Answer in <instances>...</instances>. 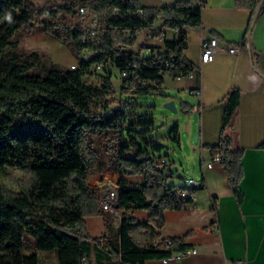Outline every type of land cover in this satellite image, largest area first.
Returning <instances> with one entry per match:
<instances>
[{
    "label": "trees",
    "instance_id": "1",
    "mask_svg": "<svg viewBox=\"0 0 264 264\" xmlns=\"http://www.w3.org/2000/svg\"><path fill=\"white\" fill-rule=\"evenodd\" d=\"M248 4L258 8V0ZM80 7L104 21V30L94 36L75 19ZM158 19L160 28L173 34H163L161 46L141 44L134 50L138 31ZM201 22L202 4L189 0L162 6L140 0H0V172L9 175V168H16L24 174L16 180L18 190L0 185V264H39L36 251H24L27 245L55 250L58 264H93L92 249L96 264H145L189 247L182 238H172L169 246L164 241L154 244L165 211L186 207L190 198L180 196L185 184L167 182L174 172H165V144L154 134V120L140 119L145 114L138 113L132 99L160 92L167 76L186 77L197 68L185 54L186 28ZM37 27L70 49L79 59L74 68L19 49L15 34ZM123 71L134 77H124ZM92 77L98 82L90 83ZM145 79L158 83L142 85ZM117 86L114 103L110 96ZM227 99L220 140L210 147L212 155H221L232 191L242 201L243 148L231 131L240 91L232 89ZM169 137L179 142L177 122ZM108 164L120 174L119 234L97 238L89 233L85 217L104 215L110 230L112 212L101 207L90 177ZM133 176L143 181L132 184ZM136 208L148 212V223L136 220Z\"/></svg>",
    "mask_w": 264,
    "mask_h": 264
},
{
    "label": "crops",
    "instance_id": "2",
    "mask_svg": "<svg viewBox=\"0 0 264 264\" xmlns=\"http://www.w3.org/2000/svg\"><path fill=\"white\" fill-rule=\"evenodd\" d=\"M32 1L44 4L62 0ZM140 1L146 5L162 6L172 5L177 0ZM189 1L202 4V22L199 26L186 28L185 54L196 66L201 65V70L193 77H167L161 91L166 86L174 90V94H179L173 99L176 104L179 100L183 107L191 110L189 120L192 125L197 122L196 117L199 115L196 137L195 127L187 122L189 147L195 154L200 153L199 171L194 167L189 176L203 181V185L197 192L196 207L165 211L166 221L159 232L161 239L182 238L189 247H196L198 253L168 260L153 258L145 264H264V147L260 146L264 142V0H258V12V8L253 10L249 6V0ZM160 25L162 20L158 19L153 26L144 28L150 31L147 34L149 41L138 43L137 38V46H161L163 34L171 36L173 32L160 28ZM212 37L218 39L221 48L212 61L201 63L202 40ZM24 39L31 43L32 51L40 53L36 44L51 40L41 28L28 32ZM242 41H245V46L237 53L226 50V46ZM133 49L137 51L139 47ZM167 79L171 81L170 84H166ZM195 87H201V97L190 92ZM232 89L240 91L239 108L233 118L231 131L235 132L237 145L243 148V174L240 180L244 193L242 201L233 193L221 162L213 167L206 166L212 157L210 144L220 140L227 95ZM187 94L193 103L181 100V96ZM184 136L179 138V142L185 146ZM167 159L170 168L171 161ZM195 170L197 173H193ZM119 176V172L109 164L98 174V178H103L102 181L117 183ZM129 180L132 184H140L143 178L133 176ZM93 187L99 190L96 185ZM132 214L141 223L149 222V214L145 209H133ZM85 222L93 237H118V211L112 212L110 230L106 228L102 214L88 215ZM30 250L37 252L39 264H58L55 250ZM89 260L96 264L93 249L89 252Z\"/></svg>",
    "mask_w": 264,
    "mask_h": 264
},
{
    "label": "rangeland",
    "instance_id": "3",
    "mask_svg": "<svg viewBox=\"0 0 264 264\" xmlns=\"http://www.w3.org/2000/svg\"><path fill=\"white\" fill-rule=\"evenodd\" d=\"M92 15H88L87 17H82L81 15L77 16L75 19L79 20L82 25L88 26L90 19H92ZM99 18V17H97ZM100 19V18H99ZM104 21L101 20V23L103 24ZM104 25V24H103ZM38 28V27H37ZM43 31V30H42ZM28 33L26 29H21L15 34V38L20 39L21 45L20 50L24 52L32 51L33 49L30 48V44L24 39L25 35ZM150 33L149 29H141L138 31V43L144 41L148 43V37L147 34ZM152 33V32H151ZM46 34L51 39L50 43L48 40L40 41L36 44V49L42 52V54H45L50 60L53 62H56L64 67H70L74 62L76 64L79 59L70 51V49L57 37L50 34L49 32H46ZM137 43V41H136ZM141 45V44H140ZM139 45V46H140ZM137 44H135L134 47H139ZM90 83H97L98 80L95 77H92L88 80ZM170 80H166V84H170ZM116 84H118V80H116ZM165 88L164 91L160 92H152L148 94L138 95L135 96L132 99L133 105H136V108L138 110V113L145 114L140 117V119H153L154 120V127L155 131L154 134L156 138L165 144V147L163 149V153L167 155V157L170 159V168L174 172V175L168 176V182L169 183H176V184H184L185 180L189 175L192 174V169H197L199 171L200 168V153L197 152V154L194 153L193 149L189 147V140H188V128H187V122L189 121V124L191 126L195 127L194 131V137H196V130L197 125L199 123V115H197V122H195L193 125L190 122V112L191 110H185L186 107H183L181 105V101L177 100V108L178 110L176 112L170 110L165 106V103L168 100H171L175 97L174 90H171V88ZM168 89V90H167ZM120 91L119 87L114 90V93L110 98L114 100V103L118 101V98H116V94H118ZM118 96V95H117ZM181 100H184L185 103H193V100L191 99V96L187 94L186 96H181ZM112 102V101H111ZM110 102V103H111ZM112 102V104H114ZM133 107V106H132ZM177 122L179 125V135L184 136L183 139L186 142V145H181L180 142L174 141L169 137V130L170 127ZM187 140V141H186ZM195 170L193 173H197ZM101 173V172H99ZM94 174L90 177V184L91 186H97L101 187V181L103 178H98V174ZM181 175V176H179ZM24 176L23 172L16 169V168H9V175H4L0 172V185L13 189L18 190L19 185L16 182V180L22 179ZM109 176V175H107ZM92 186V187H93ZM99 196L98 189L96 187H93ZM31 248H35L32 245H27L25 247V252L29 253L32 250Z\"/></svg>",
    "mask_w": 264,
    "mask_h": 264
},
{
    "label": "built area",
    "instance_id": "4",
    "mask_svg": "<svg viewBox=\"0 0 264 264\" xmlns=\"http://www.w3.org/2000/svg\"><path fill=\"white\" fill-rule=\"evenodd\" d=\"M79 12L83 17H87V10L85 7H80ZM89 30L91 31L92 35H96L98 32L104 30V25L101 23L100 19L97 17H93L90 19L89 24L87 26ZM159 31H161L159 29ZM202 52H201V63L212 61L215 58V55L220 50L221 46L218 42V39L216 37L207 38L202 40ZM245 46V41H242L241 43L237 44H230L226 46V50H228L231 53H237L240 48ZM86 57V54H85ZM77 64H72L71 67L74 68ZM134 67H137V62L135 59H133ZM98 68H100V65H98ZM201 70V65L197 66V68L189 72V74L186 77H193L195 76V73L197 71ZM123 76L126 78H130L132 74L129 71H123ZM134 77V76H132ZM172 78L171 76H167ZM177 78H183V77H177ZM142 85H150V84H157L158 81L152 82L151 80H142ZM190 92L195 96H202V89L201 87H195L190 90ZM162 162H166V159H162ZM221 162V155L219 153L213 154L211 159L206 163L207 167H213L216 163ZM166 174H171L172 169L167 168ZM184 184H192V189L194 188H200L203 185V181L197 180L195 177H187ZM101 187L99 188V200L100 205L104 210L116 212L117 204L120 202V188L117 182L114 181H101ZM180 196L184 198H190V200L187 202L186 207L188 208H194L197 205V193L192 191H183L180 190ZM164 241V245L169 246L172 244L173 239L172 238H166L161 239L158 238L156 240V243H160ZM198 253V249L196 247H186L184 249H180L175 251L172 255L164 257L165 260L172 259L174 257H182L189 254H196ZM86 260V256L83 257V261Z\"/></svg>",
    "mask_w": 264,
    "mask_h": 264
},
{
    "label": "water",
    "instance_id": "5",
    "mask_svg": "<svg viewBox=\"0 0 264 264\" xmlns=\"http://www.w3.org/2000/svg\"><path fill=\"white\" fill-rule=\"evenodd\" d=\"M260 6H258V9H257V12L259 10ZM249 43V42H248ZM165 106L167 108H169L170 110L176 112L178 110L177 106H176V103H175V100L174 99H171V100H168L166 103H165ZM119 204L120 202H118L117 204V207H119Z\"/></svg>",
    "mask_w": 264,
    "mask_h": 264
},
{
    "label": "bare ground",
    "instance_id": "6",
    "mask_svg": "<svg viewBox=\"0 0 264 264\" xmlns=\"http://www.w3.org/2000/svg\"><path fill=\"white\" fill-rule=\"evenodd\" d=\"M83 57H85V54H83ZM185 186L187 187V189H185L183 191H188V189L192 188V184H185Z\"/></svg>",
    "mask_w": 264,
    "mask_h": 264
},
{
    "label": "clouds",
    "instance_id": "7",
    "mask_svg": "<svg viewBox=\"0 0 264 264\" xmlns=\"http://www.w3.org/2000/svg\"><path fill=\"white\" fill-rule=\"evenodd\" d=\"M7 19H8L9 22H11V20H12L11 14H9V15L7 16Z\"/></svg>",
    "mask_w": 264,
    "mask_h": 264
}]
</instances>
